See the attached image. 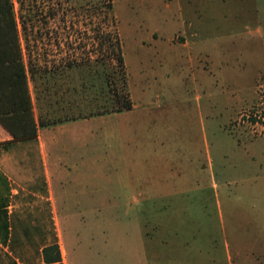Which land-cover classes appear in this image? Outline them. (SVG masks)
Masks as SVG:
<instances>
[{"label":"rangeland","instance_id":"obj_1","mask_svg":"<svg viewBox=\"0 0 264 264\" xmlns=\"http://www.w3.org/2000/svg\"><path fill=\"white\" fill-rule=\"evenodd\" d=\"M98 1L12 0L22 53L53 69L71 115L121 93L98 48L95 28L110 25ZM111 11L132 106L43 133L61 156L49 168L66 264H264V0H111ZM21 169L17 216L47 228L14 249L44 264V198L28 191L38 168Z\"/></svg>","mask_w":264,"mask_h":264},{"label":"crops","instance_id":"obj_2","mask_svg":"<svg viewBox=\"0 0 264 264\" xmlns=\"http://www.w3.org/2000/svg\"><path fill=\"white\" fill-rule=\"evenodd\" d=\"M23 57L27 65L26 82L31 103L30 108L35 122V138L30 140H11V136L8 134L7 130L0 125V171L5 176L4 181L0 180V195L2 196V199L6 198L7 204L5 206V214L8 216V235L3 242L0 241V264H22V261H24L23 257L19 256L17 251L14 249L26 241L21 233L23 227L22 225L25 224V222L21 219V216H17L21 211L20 207L24 205V203L20 201L22 199L20 193L23 185L17 180L19 173L22 171L21 166H34L38 168L35 179H33L28 185V191L44 198V205L40 207V213H37L42 214L43 217L47 218L49 222V229L51 231V237L47 238V240L41 241L38 247L40 248L42 244L56 239L61 256L60 264H66L65 249L61 243V232L57 216H55L56 207L54 204L53 189H51L53 179L49 168L50 164L54 165L58 159H61V156L53 153V143L50 134L47 133L45 136L43 133L45 130H61L65 127L67 121L71 119L86 118L93 116V114L117 111L95 112L90 115L80 113L71 115L69 111L71 104L68 103L69 101L65 102L63 96L60 97L59 95H55V92L52 89L54 88V83L56 81V74L53 69H50L48 66L43 71L42 69H38L36 66H33V64H29V59L26 58L24 54ZM63 67H65V65H63ZM131 106L132 101L128 108ZM149 183V179H143L138 190L136 192H132L133 202H135L139 208L144 205V203H141L140 200L144 201L145 199L151 197V190L148 189L150 187ZM158 194L160 196L167 195L165 192H159ZM11 214L15 216L14 222L10 221L9 215ZM43 220L44 219L40 218L38 223L32 222L29 226H36L37 232L39 233V231H43L47 228L44 225L45 221ZM12 228L17 230L18 234H15L16 237L12 241L14 250L11 251L7 247V242L9 240V231H11ZM29 241H33V238L30 237ZM226 257L228 258V264H231L230 255L227 254ZM31 262L32 261H30V263ZM39 262L50 264V262L43 261L41 257Z\"/></svg>","mask_w":264,"mask_h":264},{"label":"trees","instance_id":"obj_3","mask_svg":"<svg viewBox=\"0 0 264 264\" xmlns=\"http://www.w3.org/2000/svg\"><path fill=\"white\" fill-rule=\"evenodd\" d=\"M87 12H91L90 7H86ZM103 19L109 22V26L95 28V34L98 37V48L100 53L108 59H112L113 67L118 72V79L121 84V93L113 91L114 105L93 111H119L122 108H128L131 105V98L125 84V71L122 61L120 43L116 31L115 17L111 11V0H99L97 10ZM16 16L13 9L12 0H0V125L4 127L13 139H34L35 122L30 108V97L26 82L27 65L24 61L22 47L19 38L18 26H16ZM107 60V59H106ZM104 62V61H102ZM108 76L104 75L106 83ZM124 86V88H123ZM91 113V114H93ZM0 180L4 181L5 176L0 171ZM7 189V188H6ZM8 191V189H7ZM6 198L2 199L0 195V241H4L8 235L6 216ZM10 221L14 222L15 216L9 215ZM21 233L26 241L30 240L32 232H37L36 226L22 225ZM18 231L13 229L9 231L8 248L12 251L15 234ZM36 253L41 259L50 264H60L61 256L56 239L42 244ZM19 256L23 257L19 252Z\"/></svg>","mask_w":264,"mask_h":264}]
</instances>
